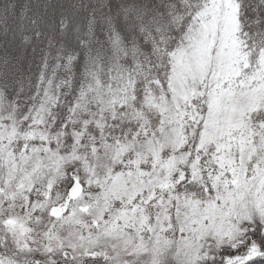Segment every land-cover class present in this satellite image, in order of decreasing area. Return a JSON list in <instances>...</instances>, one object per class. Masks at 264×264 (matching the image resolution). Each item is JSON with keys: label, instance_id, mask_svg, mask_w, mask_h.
Instances as JSON below:
<instances>
[{"label": "snow or ice", "instance_id": "snow-or-ice-1", "mask_svg": "<svg viewBox=\"0 0 264 264\" xmlns=\"http://www.w3.org/2000/svg\"><path fill=\"white\" fill-rule=\"evenodd\" d=\"M0 264H264V0H0Z\"/></svg>", "mask_w": 264, "mask_h": 264}]
</instances>
